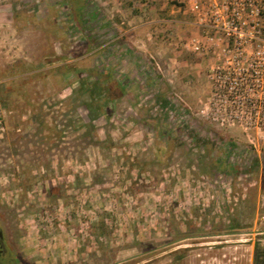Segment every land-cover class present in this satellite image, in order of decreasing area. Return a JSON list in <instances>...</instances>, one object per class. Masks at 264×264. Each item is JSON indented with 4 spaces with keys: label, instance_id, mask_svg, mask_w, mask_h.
<instances>
[{
    "label": "rangeland",
    "instance_id": "obj_1",
    "mask_svg": "<svg viewBox=\"0 0 264 264\" xmlns=\"http://www.w3.org/2000/svg\"><path fill=\"white\" fill-rule=\"evenodd\" d=\"M189 21L176 0H0V264H253L264 150L177 122L208 92ZM85 70L126 86L105 115Z\"/></svg>",
    "mask_w": 264,
    "mask_h": 264
},
{
    "label": "built area",
    "instance_id": "obj_2",
    "mask_svg": "<svg viewBox=\"0 0 264 264\" xmlns=\"http://www.w3.org/2000/svg\"><path fill=\"white\" fill-rule=\"evenodd\" d=\"M176 2L191 29L180 46L207 62L208 89L195 112L183 105L177 122L189 112L217 129L239 131L249 150H264V0ZM174 99L182 103L178 94Z\"/></svg>",
    "mask_w": 264,
    "mask_h": 264
},
{
    "label": "trees",
    "instance_id": "obj_3",
    "mask_svg": "<svg viewBox=\"0 0 264 264\" xmlns=\"http://www.w3.org/2000/svg\"><path fill=\"white\" fill-rule=\"evenodd\" d=\"M78 24H83V16L79 14ZM93 46L95 47L94 37L84 39V51L90 52ZM63 70L67 71L68 66L64 65ZM86 78L77 81L79 89L82 93L88 95L90 102L84 103L82 107L85 111L94 115H105L108 113L110 103L121 98L125 94V87L119 80H116L111 70H106L103 73H97L95 70L86 71ZM92 101H95L92 103ZM88 113V114H89ZM90 117V115H88ZM92 119V116H91ZM234 146V145H232ZM253 264H264V246L259 244L254 249Z\"/></svg>",
    "mask_w": 264,
    "mask_h": 264
},
{
    "label": "crops",
    "instance_id": "obj_4",
    "mask_svg": "<svg viewBox=\"0 0 264 264\" xmlns=\"http://www.w3.org/2000/svg\"><path fill=\"white\" fill-rule=\"evenodd\" d=\"M129 24V23H128ZM135 28V27H134ZM133 28L131 27L130 29H129V31L130 30H132ZM134 30V29H133ZM133 34V33H132ZM131 37H133V39L135 40L136 38L133 36V35H131ZM140 40H138V39H136V44H140ZM142 46H143V44H141V45H138V47L140 48V49H142ZM143 50V49H142ZM127 56H129V52H128V55H126V51L124 52V53H122V55H121V57L123 58V59H126V57ZM150 56V55H149ZM140 70H141V67H140ZM126 78V77H125ZM122 85L124 86V84L122 83ZM125 87V93H126V86H124Z\"/></svg>",
    "mask_w": 264,
    "mask_h": 264
},
{
    "label": "flooded vegetation",
    "instance_id": "obj_5",
    "mask_svg": "<svg viewBox=\"0 0 264 264\" xmlns=\"http://www.w3.org/2000/svg\"><path fill=\"white\" fill-rule=\"evenodd\" d=\"M1 240H2V236H1V234H0V246H1ZM173 253H174V254H177L176 251H174ZM179 259H180V257L177 256V257L175 258V261L178 262Z\"/></svg>",
    "mask_w": 264,
    "mask_h": 264
}]
</instances>
